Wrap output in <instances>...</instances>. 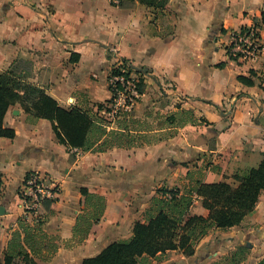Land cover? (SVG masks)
<instances>
[{
	"label": "crops",
	"instance_id": "crops-1",
	"mask_svg": "<svg viewBox=\"0 0 264 264\" xmlns=\"http://www.w3.org/2000/svg\"><path fill=\"white\" fill-rule=\"evenodd\" d=\"M262 13L264 0H168L162 10L137 3L120 9L109 0H0V73L26 60L28 83L61 108L94 112L110 99L113 69L127 62L142 73L144 92L130 117L147 139L128 149L77 150L82 155L74 159L49 121H31L19 105L10 107L3 126L15 135L0 138V264L18 228V189L30 172L62 187L58 201L40 211V229L55 238L58 251L37 263L81 264L129 239L161 185L180 193L197 183L235 185L237 174L257 168L264 158V52L243 64L230 60L225 46L231 31L261 25ZM260 39L264 48V25ZM184 111L195 123L180 125ZM171 115L175 121H167ZM80 188L102 196L105 209L86 240L67 248L82 209ZM189 215L206 218L208 211L196 199ZM241 227L249 248L240 264H258L264 260V192L228 230ZM205 239L191 256L170 251L137 264H215L219 254L232 251L220 263L227 264L239 250Z\"/></svg>",
	"mask_w": 264,
	"mask_h": 264
},
{
	"label": "trees",
	"instance_id": "trees-1",
	"mask_svg": "<svg viewBox=\"0 0 264 264\" xmlns=\"http://www.w3.org/2000/svg\"><path fill=\"white\" fill-rule=\"evenodd\" d=\"M109 1L112 6L120 9L131 8L137 3L152 10H162L168 2ZM261 23L264 25V13L261 15ZM113 74L119 72L114 71ZM138 75V91L142 95V73ZM240 81L250 84L243 79ZM15 105H19L31 121H49L56 140L70 153L72 150L102 153L112 148L128 149L139 146L141 138L147 140L140 135L139 128L143 127L130 116L123 114L116 117L114 128H110L108 122L97 112L78 107L61 108L44 90L28 83L27 75L18 76L11 68L0 73V138H14V131L3 126V119L8 109ZM101 109L102 105L96 106L97 111ZM181 114L180 125L195 123L192 112L184 111ZM167 121H175V117L171 115L167 117ZM71 155L73 156L72 153ZM234 180L235 185L224 182L197 183L196 187L181 193L178 189L158 191L146 212L145 221L134 224L129 239L108 244L98 255L84 259L81 264H137L147 259H162L170 251H179L185 256L193 255L196 242L209 231L228 230L238 226L254 210L260 194L264 192V158L257 168L250 169L243 175H236ZM1 189L0 175V193ZM79 192L82 196V209L75 220L72 239L64 243L67 248L86 240L92 226L100 222L105 209L102 196L92 194L84 188ZM196 199L201 200L202 206L208 211L206 218L189 215V209ZM45 208H48V203ZM43 223L44 220L30 225L18 220V228L11 233L6 245L3 264H13L20 257L46 262L57 253L55 238L49 237L40 229ZM245 256L246 251L239 249L228 257L227 264H240ZM258 264H264V260Z\"/></svg>",
	"mask_w": 264,
	"mask_h": 264
},
{
	"label": "built area",
	"instance_id": "built-area-1",
	"mask_svg": "<svg viewBox=\"0 0 264 264\" xmlns=\"http://www.w3.org/2000/svg\"><path fill=\"white\" fill-rule=\"evenodd\" d=\"M262 25L252 24L233 30L225 46V53L232 61L250 64L264 52L260 39ZM114 71L119 74H113ZM110 99L108 104L109 117L115 120L120 115L130 114L141 97L138 91L140 76L131 68L130 64L119 62L108 79ZM105 105V104H104ZM102 111V109H101ZM98 111V112H101ZM72 153L77 150H72ZM62 187L54 179L38 172L28 173L18 189V198L21 201L19 220L35 225L44 219L40 214L43 206L58 201Z\"/></svg>",
	"mask_w": 264,
	"mask_h": 264
},
{
	"label": "rangeland",
	"instance_id": "rangeland-1",
	"mask_svg": "<svg viewBox=\"0 0 264 264\" xmlns=\"http://www.w3.org/2000/svg\"><path fill=\"white\" fill-rule=\"evenodd\" d=\"M28 69H29V65L26 62V60H21L19 63H16L13 66L12 71L14 72V74H16L18 76H26ZM108 107H109L108 104H105V105H102V111L101 112H98L97 110H93V111L97 112L100 117L105 119V121L108 122V124L110 125V128H112V127L114 128V121L115 120L113 118L109 117V115H108L109 112H106V111H109ZM132 112L130 114H127V115L131 116ZM81 155H82V152H79V151L74 152L73 158L78 159L81 157ZM237 175L239 176V174H237ZM241 175H243V174H241ZM162 189H176V188L175 187L167 188V186L165 184H163L156 190L158 192ZM244 229L247 230L248 226H246ZM244 229L241 227V228H235L233 230H223V231L219 230L218 232H215L214 234H211V231H209V233L206 236H208V235L209 236L212 235V236H210V238H208V239L206 238L207 240L205 239L206 236L201 238L200 240H198L196 242L195 245H199V243L205 239V243L207 245H218V246L219 245H227V247H229L228 245H230V246L232 245V247H235L236 250L240 249V248L248 250L249 245H247L244 241V233H245ZM238 245H242V246H238ZM212 249H213V247H212ZM231 252L232 251L227 252V253L223 252V253L219 254V256L214 258L216 260L215 264L222 263L223 259H225V257ZM37 261L38 260H33L30 257H20V258L15 259L13 261V264H33L34 262L36 264H38Z\"/></svg>",
	"mask_w": 264,
	"mask_h": 264
},
{
	"label": "water",
	"instance_id": "water-1",
	"mask_svg": "<svg viewBox=\"0 0 264 264\" xmlns=\"http://www.w3.org/2000/svg\"><path fill=\"white\" fill-rule=\"evenodd\" d=\"M131 68L134 70V71H138V69L137 68H135L134 66H131Z\"/></svg>",
	"mask_w": 264,
	"mask_h": 264
}]
</instances>
